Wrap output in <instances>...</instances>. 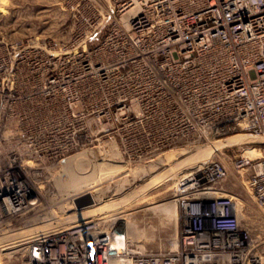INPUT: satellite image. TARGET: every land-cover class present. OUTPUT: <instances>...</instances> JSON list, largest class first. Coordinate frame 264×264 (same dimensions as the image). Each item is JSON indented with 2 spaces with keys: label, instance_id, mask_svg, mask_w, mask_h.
Segmentation results:
<instances>
[{
  "label": "built area",
  "instance_id": "2783aa9c",
  "mask_svg": "<svg viewBox=\"0 0 264 264\" xmlns=\"http://www.w3.org/2000/svg\"><path fill=\"white\" fill-rule=\"evenodd\" d=\"M112 4L111 20L126 34H106L97 60L85 49L73 52L85 71L95 70V88L84 96L64 93L53 107L45 90L50 102L40 109L21 91L12 96V110L0 97L1 155L8 151L0 158V226L40 208L39 184L48 167L85 146L116 140L127 156L143 160L196 135L246 129L264 136V0ZM29 44L13 43L14 62L0 63V86L55 80V72L24 58ZM24 62L27 74L20 75ZM259 150L233 160L249 170L262 212L250 223L241 216L239 197L221 181L227 165L215 160L180 180L184 222L170 250L133 252L115 218H93L29 242L28 264H264V140Z\"/></svg>",
  "mask_w": 264,
  "mask_h": 264
},
{
  "label": "rangeland",
  "instance_id": "374dc122",
  "mask_svg": "<svg viewBox=\"0 0 264 264\" xmlns=\"http://www.w3.org/2000/svg\"><path fill=\"white\" fill-rule=\"evenodd\" d=\"M112 5V0H0V63L3 61L9 64L14 62L12 60L13 43L16 40H24V42L29 41L31 43L28 50H21L22 54L25 55L24 58H27L30 63L34 61L40 71L45 68L46 73H56L55 80L50 84L41 82L37 83L35 87L26 85L27 83L18 87L7 86L4 88L0 86V97L8 98L5 101L7 105L5 110H10V107L12 110V96L18 94L19 91L23 93L24 97L34 99L37 109H40V105L50 102L48 96L44 94L45 90H51V105L53 107L59 105L64 93L70 95L78 93L84 96L86 89L89 92L95 88L93 79L95 70L85 71L82 66H79L80 60L73 52L85 49L89 57L97 60L98 55H95L96 46L103 41L106 34H126L121 24L111 20ZM91 34H98L97 38L99 37V39H90ZM26 62L20 64L22 72L20 75L27 74ZM66 80L72 81L68 83L66 90H64ZM45 85L47 86L45 87ZM27 106L25 104V107ZM241 133L252 135L254 138H236L229 145H222L219 149L209 150L205 154L200 148V145H204V147L212 145L213 148L219 139ZM263 140L264 136L246 129H236L224 135H196L190 139H180L160 151L149 155L145 154L143 160L127 156L119 148L116 140H103L99 143V146H93L94 148L85 146L74 150L64 158L87 150L90 158L89 164L92 163L91 161L98 163V161L105 160L109 162L110 160V163L120 165L119 169L111 174L109 178L107 177L109 180L106 178L104 181L84 189L85 191L80 190L78 191L81 192L79 194L75 192V197L86 191L95 193V195L93 194L95 203L92 204L90 210L85 212L78 210L75 202L69 203V195L65 193L66 191L63 193L56 183L61 160L49 166L46 177L39 184L41 207L13 219H8L0 226V264H28L27 245L29 242L26 243L27 240L29 241L39 233H52L78 221L93 218L112 220L116 217L115 220L118 225L121 223L118 217L132 221L140 230V237L137 238L140 243L137 239L136 241L133 240L135 248L142 252L168 251L173 248V239L176 236L177 239L179 238L184 222L180 180L215 160L227 165L228 176L221 181L223 186L231 191V194L239 197L237 201L240 198L244 200L246 215L242 218L246 223H250L252 216L255 218L261 217L262 212L256 205L254 192L248 184L249 170L247 168H236L233 160L236 156L241 155L250 157L260 155V153L252 155L248 150L251 148L259 149ZM114 143L118 149L114 147ZM103 145L104 147H102ZM103 148L107 149V152ZM92 150L94 154H92ZM6 152L8 154V151ZM6 152L1 155L0 150L1 159L8 158ZM196 155L199 156L196 157ZM99 187L103 188L101 195L96 192ZM174 199L178 205L177 222L174 217L167 216V214L161 216V214L155 213L149 208L154 204ZM64 216L66 219H64ZM73 219L74 221H72ZM61 221L68 225L56 227L57 224L62 223ZM175 223H177V231ZM35 231H37V234ZM26 232L31 236L20 240L28 236ZM17 233H21L22 238ZM21 241H25V243L17 247L13 246L21 243ZM138 244H143L145 249L138 248Z\"/></svg>",
  "mask_w": 264,
  "mask_h": 264
},
{
  "label": "bare ground",
  "instance_id": "6f19581e",
  "mask_svg": "<svg viewBox=\"0 0 264 264\" xmlns=\"http://www.w3.org/2000/svg\"><path fill=\"white\" fill-rule=\"evenodd\" d=\"M256 136V135H255ZM236 138H239V139H250V138H254V136L252 135H247L245 133H241L239 135H236V136H231V137H227L225 139H219L218 140V143L215 144L212 148V145H208L207 147H204V145H200V148L202 151H204L203 153L205 154V152H209V150H217L219 149L222 145H229L230 143H232ZM116 143V142H115ZM115 143H114V147L117 148V146H115ZM107 146V145H106ZM109 146V145H108ZM198 146V145H197ZM104 147V145L102 146ZM101 147V149H102ZM94 148V147H93ZM114 148V149H115ZM96 149V148H95ZM94 149V151H95ZM105 149V148H103ZM118 149V148H117ZM97 150V149H96ZM100 150V148H99ZM106 152H107V149H105ZM98 151V150H97ZM198 151V150H197ZM249 153H251L252 155H255V154H259L260 151L258 148H251L248 150ZM101 152V151H100ZM211 152V151H210ZM102 153V152H101ZM92 154L93 153V150H92ZM118 154H119V150H118ZM201 154V153H200ZM101 155V154H100ZM114 155V154H113ZM122 155V154H121ZM116 156V155H115ZM194 156V154H193ZM199 156V155H196V157ZM207 156V155H206ZM104 157V156H103ZM118 157V156H117ZM120 157V156H119ZM205 157V156H204ZM193 158V157H192ZM200 158V157H198ZM210 158V157H209ZM104 159H106V157H104ZM121 159V158H120ZM191 159V158H190ZM92 160V159H91ZM207 161V160H205ZM90 158H89V153L87 150H83L82 152H78V154L76 155H72V156H69V157H66L64 158L63 160H61L60 164H59V172L57 173V176H56V183L57 185L60 187V189L63 191V193L65 192L67 195H69L68 197H70L69 199V203H73L75 202V192H77L78 194L81 193V192H78L80 190L82 191H85L84 189L88 188V187H91V186H94L96 184H98V182H102L104 181L107 177L109 178L111 176V174H113L116 170L119 169V166L120 165H117L116 163H110L111 161L109 160L108 161H98V163H93V161H91L92 163H90ZM205 164V163H204ZM125 166V165H124ZM124 168V167H123ZM200 169L194 171V172H198ZM189 175L185 176L183 179L185 178H188ZM107 178V179H108ZM109 180V179H108ZM125 181V180H124ZM124 181H123V184H124ZM121 187V186H120ZM119 187V188H120ZM123 188V187H122ZM60 190V191H61ZM89 190V189H88ZM98 190V191H97ZM96 190V192H99L98 195H101L102 192H103V188L102 187H99L98 189ZM119 190V189H118ZM95 192V191H94ZM76 193V194H77ZM95 195V193H93ZM64 195V194H63ZM66 195V196H67ZM74 195V196H73ZM97 195V196H98ZM65 196V197H66ZM64 199V198H63ZM67 200V199H66ZM238 202V208L239 210L241 211V216H244L246 215V211H244L246 209V204L244 202V200H241V198L237 201ZM73 206V205H71ZM93 205H89V206H85V207H78V210H83L85 212H87L88 210H90L92 208ZM76 207V206H75ZM150 209H152L155 213H159L161 214H167L174 217L176 222L178 220V205H177V201L174 199V200H170V201H166V202H162V203H157V204H154L153 206L149 207ZM43 213V212H42ZM39 215V214H38ZM53 215V214H52ZM49 216V215H48ZM60 216V215H59ZM70 215H68L69 217ZM166 216V217H167ZM37 217V216H36ZM35 217V218H36ZM39 217V216H38ZM67 217V216H66ZM118 217V216H117ZM60 218H63V217H60ZM71 218V216L69 217ZM85 218V217H83ZM108 218V217H107ZM116 218V217H115ZM120 220V230L121 231H124V232H127V234H129V248L131 251L133 252H142L140 250H138L137 248H135L134 244H133V240L140 237L139 233H140V230L139 228L136 227V224H134L132 221H129V220H123L122 217H118ZM164 218V217H163ZM170 218V217H169ZM40 219V218H39ZM46 219V218H45ZM49 219V217H48ZM47 219V220H48ZM56 219V218H54ZM64 219L65 216H64ZM72 219V218H71ZM79 219V218H78ZM82 219V218H81ZM162 219V218H161ZM171 219V218H170ZM173 219V218H172ZM32 220V219H31ZM38 220V219H37ZM44 220V219H43ZM68 220V219H67ZM35 221V220H34ZM60 221V220H59ZM62 221H65V220H62ZM61 221V222H62ZM74 221V219L72 220ZM71 221V222H72ZM51 222V221H50ZM53 222V221H52ZM58 222V221H57ZM70 222V221H69ZM68 222V223H69ZM29 224V223H28ZM40 224V223H39ZM176 225V231H177V223H175ZM68 224H65L64 222L60 223V225L57 224L56 227H64ZM123 225V226H122ZM42 226V225H41ZM48 226V225H47ZM46 226V227H47ZM26 227V226H25ZM40 227V226H39ZM43 227V226H42ZM51 227V225H50ZM54 227V226H53ZM29 228V227H28ZM32 229V228H31ZM41 229V228H40ZM14 230V229H13ZM30 230V229H29ZM35 230V228H34ZM44 230V229H43ZM8 231V230H7ZM24 231V230H22ZM21 231V232H22ZM27 231V229H26ZM40 231V230H39ZM6 232V231H5ZM17 232H20V231H17ZM28 232V231H27ZM26 232V234H27ZM31 232V231H30ZM13 233V232H12ZM15 233V232H14ZM24 233V232H23ZM35 233L37 234V231H35ZM16 234V233H15ZM18 234V233H17ZM21 235V238H22V234L19 233ZM18 234V235H19ZM25 234V235H26ZM43 233H39L37 235H35L34 238L32 239H29V241L25 240L26 243L27 242H32L33 240H35L36 238H38L40 235H42ZM10 235V234H9ZM9 235H8V238H9ZM13 235V234H11ZM19 235V237H20ZM24 235V236H25ZM28 235V234H27ZM2 236V234H1ZM5 236V235H4ZM7 236V235H6ZM31 235L29 234L28 236L24 237L23 239H20V240H24V239H27L29 238ZM14 237V236H13ZM12 238V237H10ZM15 238H17L15 236ZM6 240V239H5ZM18 240V239H17ZM138 240V239H137ZM19 241V240H18ZM21 241V243H18V244H15L13 246H20L22 244L25 243ZM139 242V240H138ZM177 242H178V239H177V236L175 239H173L172 241V245L173 247L175 245H177ZM4 243V242H3ZM140 243V242H139ZM25 246V245H24ZM23 246V247H24ZM28 246V245H27ZM138 248L140 249H145V246L143 244H138ZM163 246V245H162ZM3 249V247H2ZM19 249V248H18ZM22 250V249H21ZM15 252V250H14ZM113 264H129L128 262H121V261H115Z\"/></svg>",
  "mask_w": 264,
  "mask_h": 264
},
{
  "label": "water",
  "instance_id": "95a60500",
  "mask_svg": "<svg viewBox=\"0 0 264 264\" xmlns=\"http://www.w3.org/2000/svg\"><path fill=\"white\" fill-rule=\"evenodd\" d=\"M77 207H85L95 203V197L91 191H86L75 198Z\"/></svg>",
  "mask_w": 264,
  "mask_h": 264
}]
</instances>
